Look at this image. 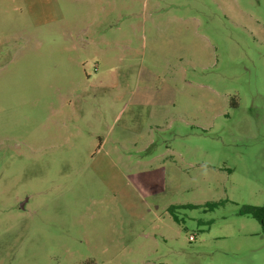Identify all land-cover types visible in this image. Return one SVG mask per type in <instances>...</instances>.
<instances>
[{"label": "rangeland", "instance_id": "rangeland-1", "mask_svg": "<svg viewBox=\"0 0 264 264\" xmlns=\"http://www.w3.org/2000/svg\"><path fill=\"white\" fill-rule=\"evenodd\" d=\"M263 203L264 0H0V264H264Z\"/></svg>", "mask_w": 264, "mask_h": 264}, {"label": "trees", "instance_id": "trees-1", "mask_svg": "<svg viewBox=\"0 0 264 264\" xmlns=\"http://www.w3.org/2000/svg\"><path fill=\"white\" fill-rule=\"evenodd\" d=\"M220 202H207L204 205L208 208H213ZM189 207H192L193 205H186ZM174 208V206H170L169 210ZM242 213L250 214L252 217H254L260 224L262 231L264 233V203L262 205H245L244 208L241 210Z\"/></svg>", "mask_w": 264, "mask_h": 264}, {"label": "water", "instance_id": "water-1", "mask_svg": "<svg viewBox=\"0 0 264 264\" xmlns=\"http://www.w3.org/2000/svg\"><path fill=\"white\" fill-rule=\"evenodd\" d=\"M20 207H23V202H22V203H20Z\"/></svg>", "mask_w": 264, "mask_h": 264}]
</instances>
